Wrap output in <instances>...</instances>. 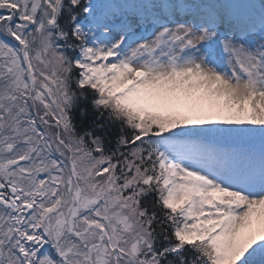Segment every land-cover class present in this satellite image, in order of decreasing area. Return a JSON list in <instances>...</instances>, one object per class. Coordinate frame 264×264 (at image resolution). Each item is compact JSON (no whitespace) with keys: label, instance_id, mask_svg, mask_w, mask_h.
Wrapping results in <instances>:
<instances>
[{"label":"snow or ice","instance_id":"6c2138e0","mask_svg":"<svg viewBox=\"0 0 264 264\" xmlns=\"http://www.w3.org/2000/svg\"><path fill=\"white\" fill-rule=\"evenodd\" d=\"M0 264H264V2L0 0Z\"/></svg>","mask_w":264,"mask_h":264},{"label":"bare ground","instance_id":"6f19581e","mask_svg":"<svg viewBox=\"0 0 264 264\" xmlns=\"http://www.w3.org/2000/svg\"><path fill=\"white\" fill-rule=\"evenodd\" d=\"M155 1H159V0H148V2H152V3H156ZM172 2H174V1L172 0ZM137 30H139V29H137Z\"/></svg>","mask_w":264,"mask_h":264},{"label":"rangeland","instance_id":"374dc122","mask_svg":"<svg viewBox=\"0 0 264 264\" xmlns=\"http://www.w3.org/2000/svg\"><path fill=\"white\" fill-rule=\"evenodd\" d=\"M93 1H97V0H93ZM102 2H105L104 0H101ZM257 2L259 3L260 0H257ZM261 2H264V1H261Z\"/></svg>","mask_w":264,"mask_h":264}]
</instances>
